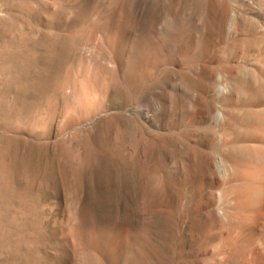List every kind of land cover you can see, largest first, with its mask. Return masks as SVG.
<instances>
[{
  "label": "rangeland",
  "instance_id": "374dc122",
  "mask_svg": "<svg viewBox=\"0 0 264 264\" xmlns=\"http://www.w3.org/2000/svg\"><path fill=\"white\" fill-rule=\"evenodd\" d=\"M0 264H264V0H0Z\"/></svg>",
  "mask_w": 264,
  "mask_h": 264
}]
</instances>
